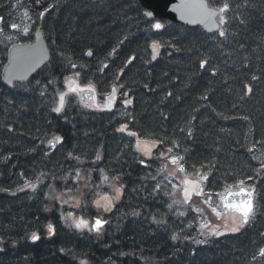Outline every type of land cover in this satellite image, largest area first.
<instances>
[{"label": "trees", "instance_id": "16d2710c", "mask_svg": "<svg viewBox=\"0 0 264 264\" xmlns=\"http://www.w3.org/2000/svg\"><path fill=\"white\" fill-rule=\"evenodd\" d=\"M4 2L0 0V16ZM208 2L214 7L230 5L223 45L218 41L224 38L218 34L178 25H166V34L147 35L143 43L131 23L135 18L139 24L143 21L142 10L132 0H75L76 6L69 2L66 8L53 9L46 27L38 25L51 53V73L26 84L29 95L16 99L0 83V176L8 180L0 185V264H250L257 251L264 249V170L260 173L252 160L256 153L264 156V0ZM140 27L149 32V26ZM150 41L161 47L155 62L150 61ZM89 49L93 55L87 59ZM0 57L3 60L4 54ZM129 57L132 64L128 66ZM104 58L117 64L106 77L94 79L97 89L123 85L120 92L126 91L132 100L130 114L136 125L132 129L146 138L179 142L191 174L207 164L201 169L212 173L206 191H219L225 182L235 184L253 176L246 180L256 186V212L249 224L229 235H201L183 203L179 208L174 205L178 217L171 216L170 195L164 194L168 189L158 193L148 189L158 181V177L152 179L162 160L156 151L155 163L144 168L136 163L129 146L123 149L107 126L112 120L105 113H90L75 104L65 120V115L47 109L42 98H53L45 90L49 81L59 84L69 64L93 66ZM201 60L209 61L204 69L199 67ZM253 75L259 79L253 81ZM245 84L252 87L251 94H244ZM245 116L247 120L242 119ZM56 136L62 137L61 146L49 153L45 142ZM69 153L78 156L89 173L100 174L104 169L111 179L119 176L124 185L119 202L103 216L108 223L102 234H77L61 225L56 207L47 206L42 198L44 189L16 191L21 184L18 173L28 178L46 175L58 185L72 172L67 170L73 167ZM107 190L91 189L88 198ZM47 221L57 229L51 239L42 230ZM33 232L40 237L35 242L30 239ZM174 233L176 240L171 238Z\"/></svg>", "mask_w": 264, "mask_h": 264}, {"label": "rangeland", "instance_id": "374dc122", "mask_svg": "<svg viewBox=\"0 0 264 264\" xmlns=\"http://www.w3.org/2000/svg\"><path fill=\"white\" fill-rule=\"evenodd\" d=\"M67 1H68V3L69 2L71 3V1H72V3L75 2V0H66V2ZM66 2H65V0H40V3L37 4L36 0H5L3 6L1 7L2 8V10H1L2 16H0V17H3L4 21H5L4 31L0 37V54L2 52H5L6 49L8 48V46L13 44V43L32 40V38H31L32 32L34 31V29L36 27H38V24L40 23L39 19H41V18H39V14H38V16L35 17L34 13L40 12L43 8H49V5H52V7L49 8L50 10H53L59 6L64 7L67 5ZM131 4L134 5V3H131ZM25 13H27V15ZM12 23H16L18 25V28L12 29V30L9 29V26ZM155 23L164 24V22H162V21H154L153 24H155ZM25 27H27L29 29V32L27 35H25L23 33V29ZM222 27L225 28L226 24ZM130 29L133 30L132 27H130ZM154 31L155 30H153L152 28H149V32L151 34H153ZM8 37H11V39H8ZM149 51L151 52V54L153 53V54L157 55L161 51V48L154 50L152 48V44H151V47L149 45ZM1 64H2V62H1ZM79 65L83 66L84 64H79ZM68 66H70V68L67 71H65V69H61V71H65L63 73L64 78L61 79L62 82L59 84H55L53 88H49L47 90L49 93H51L53 95V98H49L47 96L46 99H42L43 104L46 105L52 111L55 107H57L59 105V93L62 91H67V89H66V77L76 78L75 73L78 72L77 69L71 68L70 64ZM103 68H109V65H107V67L103 66ZM79 71H80V75L76 79L78 80V82L81 85L88 84L89 82L94 84V86L97 85V83L95 82V80L92 76H89L86 73L81 71V67H79ZM43 73L44 74L47 73V68L43 70ZM116 87H117L116 99H115V103L112 106L111 110H107L104 108V105L106 103V98L111 93L112 87H110V86H106V88H104L103 86H100L101 89H96V93L98 94L96 97V101H94V103H92L91 105H83L82 107H84V109L86 111H89L90 113L99 112V113H105V114L111 115V117H112L111 120L114 119L115 122L114 121L108 122L107 126L110 127L111 130L116 134L117 139L122 144L129 146L130 153L138 165H140L144 168L152 167L153 163H155V160H156L155 151L158 154L157 148L152 149V158H149V157L143 155L141 152H138L136 150V147H135L136 138L135 137H130L126 133H122V132L117 131V129L121 126V124H124V123H127L129 126V129L132 131H134V129H132V127H135L136 125L133 123V117H131L130 111L125 109L126 106L122 102L127 97L123 96V93L120 92V91H122V88L120 86H116ZM22 88L24 89V91H26V86H22ZM9 92H10L9 94L12 95L13 98H15V99L22 96V93L18 90H12ZM28 95H29V92H28ZM76 95L77 94L69 93L68 96L66 97V103H65L64 109L60 113H56L54 111H53V113L54 114H62L63 116L65 115L64 119L67 120L66 119L67 115H72L73 106L75 104L77 105V103H79V98H77L78 95H77V97H76ZM84 97H86V96H83L82 100L84 101V103H87V99H85ZM128 107L131 108L130 105ZM138 136L140 137L141 140H149V141L154 140L152 138H146L145 136H141L140 134H138ZM56 137L51 138L54 142L52 145H50V148H49L50 151L54 150L55 148H59L61 146L62 142H57L55 139ZM51 139H48V140H51ZM62 148H64V147L62 146L61 150H62ZM174 151H176L178 154L185 155V151H183L182 148H179L178 150H174ZM70 157H72V156H70ZM261 157L264 158V156L261 155L260 153H256L252 156V160L259 166V172L260 173L263 172V170L260 171L262 168L261 164L263 163ZM141 159L145 160L147 167L140 163ZM71 161H72L73 167L72 168L69 167L67 170H71L72 172H69L68 176H63V178L58 180V182L60 183L61 186L59 185L58 182H57L58 185L56 184V180L52 179L50 181L49 177L46 175L43 178H28L25 175H23L22 180H19V182L21 184L19 185L18 189H16V191H24L26 189H32L30 187H25V185L29 184V183L35 185L36 186L35 189H44L42 198L45 199L47 206H49V207L53 206L54 209L56 207V212H57L56 217L59 220V223L61 225L67 226V228H69L70 230H72L73 232H75L77 234L83 233V232L91 234V232H89L87 229H82V230L76 229L74 226L75 222L79 218H83L85 220H88L89 223L91 224L92 222H94L93 218L96 216H100L103 219V216H105V214H107L109 211L105 212V211H103V208H97L94 204V201L97 199H100L101 205H104V204H106V201L102 200L101 197L107 195L110 198H114L115 192H114L113 186H119V184L122 183L121 178L119 180H113V179H111L110 175L108 174L109 180L107 182H105L102 179L101 172H100L101 175L100 174H93V172L89 173L88 171L90 169L85 166V163L82 160H80V159L77 160L76 158H73V160H71ZM163 163H165L164 160H161L159 162V165L156 168L154 177L155 178L158 177L157 183H159L161 185V189H168L170 192H172L173 190L171 188V184L169 183V180H171L172 183H177L178 181L183 179V176L181 174L177 173L175 176H169L168 179L166 180L165 177L168 176V173L169 172H176V169L174 166L169 164L167 170L161 172L160 168H161ZM73 171H79L80 172V179L79 180L76 179V173H73ZM189 178H192V177L190 176ZM85 185H87V187H85ZM103 188H107L109 190H107L103 195H99L98 197H96L93 194L92 197L88 198L90 195L89 190H91V189H103ZM60 189H66V190L64 192L61 191L60 192L61 195H59V197H58L55 194L59 193ZM69 189H71V191H69ZM148 189L154 190L155 185H153L152 187L148 185ZM205 190H206V187H205ZM211 190H213V189H211ZM221 190L222 189H220L219 191H221ZM177 193H178L177 196L176 195L170 196V203L172 202L173 199H177L178 197H179V200H181V201L183 200L182 194L180 192H177ZM37 196H35V198ZM121 196H122V194H121ZM77 201H79V206L77 205ZM117 202H119V200L115 201L114 205ZM213 203L214 204L218 203V200L215 196L213 197ZM51 204H53V205H51ZM114 205L112 206V208L114 207ZM184 205L182 206V208L184 210H188L187 213L190 214L192 216V218L194 219V221H196L199 224L198 225L199 228H200V225L202 223L210 222V227H216L223 234H228V235L230 234L229 231H231L232 225L217 226L219 223L222 224L224 217L218 219L211 212V210L207 207V205H204L202 203V198L194 196L192 201L189 204H184ZM179 207L180 206L177 205V208H179ZM23 208L24 207H22V209ZM174 209H175V207L173 205V207L171 209H169V213L171 214L172 217H178V214H177L178 212L175 213L173 211ZM194 209H201L202 212L194 211ZM46 211H47V207L44 206V212H46ZM69 212H71L73 214L72 217H68ZM79 212L81 213V217L78 216ZM90 212H91V214H90ZM86 215H90V216L87 217ZM178 223H179V225L181 224L180 222H178ZM233 226H234V224H233ZM182 228L184 229V226H182ZM42 230L45 234V237L51 239V237L53 235L50 233L49 228H47L46 225L42 226ZM55 230H57L56 227H55ZM201 231H202V229H201ZM203 231L207 232L206 229ZM103 232H104V228L101 230V232L99 234H102ZM204 236L211 238L214 235H204ZM55 238L56 237H54L53 239H55ZM255 262H257V261H255ZM257 264H258V262H257Z\"/></svg>", "mask_w": 264, "mask_h": 264}, {"label": "snow or ice", "instance_id": "6c2138e0", "mask_svg": "<svg viewBox=\"0 0 264 264\" xmlns=\"http://www.w3.org/2000/svg\"><path fill=\"white\" fill-rule=\"evenodd\" d=\"M213 3H215V0H212ZM36 3L39 4L40 0H36ZM52 5H49V8H51ZM49 8H45L43 11L39 13V18H43L45 16V13L49 10ZM195 12L190 14H194L196 17H198L197 20L192 21L193 23H200L205 25L208 32H213L215 29L218 33L219 38H224L218 41L220 45H223L225 40L227 39V30L222 27L227 23V18L225 16V13H228L230 10V5L227 2H224L222 6L217 7H211L208 0H198V2L194 5ZM27 15V13H25ZM152 13L148 12L147 16L151 17ZM4 22V18L0 17V25H2ZM12 29H17L18 25L16 23H12L10 25ZM155 30H160L163 28V25L161 23H155L152 26ZM4 29L0 27V32H3ZM29 32V29L25 27L23 29V33L27 35ZM8 39H11V37H8ZM160 47L159 43H153L152 48L158 49ZM241 48L244 47L243 44L240 45ZM20 55L16 59L15 64L17 67V72L14 74H10L8 79V82L11 84L12 81L15 80H23L26 78L24 75L25 72L34 70V66L39 63L40 53L35 48H28V49H19ZM87 56L91 57L93 55L92 51L89 49L86 53ZM155 54L153 55V59H155ZM209 63L208 60H201L199 67L201 69H204L205 66ZM104 67H107L105 64ZM71 68L76 69V64H71ZM122 71V70H121ZM80 75L79 72L75 73V77L78 78ZM212 75H216V70H212ZM76 78L66 77V89L67 91H62L59 93V105L53 109L54 112L60 113L65 106L66 103V97L69 93L73 94H82L84 92H88L90 94H94L96 92V88L94 84L89 82L88 84L81 85ZM259 77L253 75L252 80H258ZM49 84L52 83V81L48 82ZM122 88L123 85H120ZM246 92L245 95L251 94L253 89L248 84H245ZM116 93H117V87L115 85L112 86L111 93L106 98V103L104 105V108L107 110H111L112 106L115 103L116 99ZM43 95V93H41ZM128 93L124 92L123 96H127ZM170 96L171 93H168ZM95 95H90V100H95ZM202 99H207V96L202 97ZM123 104L125 106L132 103L131 99H124ZM166 118V117H165ZM242 119L247 120L248 117H242ZM118 132L126 133L130 137L136 138V150L138 152H141L143 155L152 158V149L157 148L158 150V158L165 161V163L162 164L160 171H166L168 168V165H172L175 167L176 172H169L168 176L165 177L167 180L169 176H175L177 173L181 174L183 176V179L178 181L177 183H172L171 180H169V183L171 184L172 192L165 191V195L175 196L176 192L179 191L182 194L183 200L179 199H173L171 203L168 204V208L171 209L173 205L178 204H189L193 197H200L202 198V203L204 205H207V207L211 210V212L218 218L223 217H230L233 221L234 226L231 228V231L233 233L240 231V228L244 225H247L250 223V220L252 217H254L256 212V204L254 200V193L255 188L253 187H246V180H253V176H248L246 179H240L236 181L235 184H230L225 182V185L221 191H213L211 189L205 190V185L209 181V176L212 174L211 171H202L201 169L208 168L209 166L207 164L201 165L200 168L195 169V173L191 174L186 171L185 167V157L184 155L178 154L174 150H178L181 145L176 140H172L170 143L167 142L165 139H155V140H141L138 136V133L136 131H132L129 129V126L127 123L121 124V126L117 129ZM183 131V129H181ZM188 138H191L192 132L191 130L187 133ZM57 142H62V137H56L55 138ZM51 143V142H50ZM168 144V146L165 148L163 147L165 144ZM257 143H260L259 141ZM251 151V149H249ZM69 156H72V153H69ZM77 160H79V157H75ZM100 156L97 155L96 160H99ZM95 163V161H93ZM140 163L142 165H145L147 167V164L145 163L144 159L140 160ZM195 168V166H193ZM211 167H216L215 165H212ZM262 168H264V163L261 165ZM100 172L102 174V179L107 182L109 180V177L107 174H104V169H100ZM192 178H189V177ZM76 179H80V172H76ZM113 180H119V176H113ZM155 180V177L152 178ZM25 187H30L33 190H35L36 186L29 183L26 184ZM87 187V185H85ZM115 196L114 198H110L109 196L105 195L101 197L102 200L106 201V204L101 205L100 199H97L94 201V204L97 208H103V211H111L112 206L114 205L115 201L120 200L121 194L123 192L124 185L121 183L119 186H113ZM161 190V185L157 183L155 185V192L158 193ZM71 191V189H69ZM216 197L218 200V203H213V197ZM66 202V201H65ZM77 205L79 206V201H77ZM222 209V210H221ZM194 211L202 212L201 209H194ZM72 213H68V217H72ZM133 215H139V213L134 212ZM180 216H184V212L179 213ZM156 218L153 217V220ZM238 221V222H237ZM108 221L106 219H102L100 216H97L94 219V222L91 224L88 220H85L83 218H79L74 226L76 229H87L89 232H96L100 233L101 230L104 228V225L107 224ZM190 227V225H189ZM200 228L202 229L201 235H214L219 236L223 235L222 232H220L216 227H210V222L202 223L200 225ZM207 230V232L203 230ZM49 231L51 234H54V228L49 225ZM173 240L178 239L177 234H173L171 237ZM187 238V237H185ZM30 239L35 242L40 239L39 235H37L36 232H33L31 234ZM197 243H202V241H197ZM260 254L264 256V249H261ZM81 264H85V262H81Z\"/></svg>", "mask_w": 264, "mask_h": 264}, {"label": "water", "instance_id": "95a60500", "mask_svg": "<svg viewBox=\"0 0 264 264\" xmlns=\"http://www.w3.org/2000/svg\"><path fill=\"white\" fill-rule=\"evenodd\" d=\"M140 6L147 10L144 13V16L149 19H166L170 22L177 23L179 25H184L186 27H200L203 31L208 32L205 25L200 24L198 22L193 23L192 21L197 20L194 14H190V12L194 13L195 8L194 5L198 2V0H137ZM151 12V17L147 16V13ZM216 31L215 29L213 32ZM28 48H35L40 53L39 63L34 66V70L27 71L24 73L26 76L23 80L17 81H24L30 77L33 73H35L49 58V50L45 40L42 38L41 33L39 31L35 32L34 35V42L25 45H12L7 50L6 56V64L2 71L1 78L8 82V77L11 74L9 70L15 73L13 69L17 70L15 61L19 57L20 52L19 49H28ZM15 80V79H14ZM85 96L88 97V102L84 103L81 101L82 104H92L93 100L89 99V96L92 95L88 92H85ZM253 187V186H252ZM255 188V187H254ZM228 217V216H227ZM230 218V217H228ZM238 222V221H237Z\"/></svg>", "mask_w": 264, "mask_h": 264}, {"label": "bare ground", "instance_id": "6f19581e", "mask_svg": "<svg viewBox=\"0 0 264 264\" xmlns=\"http://www.w3.org/2000/svg\"><path fill=\"white\" fill-rule=\"evenodd\" d=\"M133 1V0H132ZM65 2H66V0H65ZM66 3H68V1L66 2ZM71 4H75V3H70L69 5H71ZM68 5V6H69ZM75 6H76V4H75ZM67 7V5L64 7V8H66ZM45 8H43L41 11H43ZM40 11V12H41ZM39 12V13H40ZM53 14V11L52 10H48L46 13H45V16L42 18V19H39L40 20V23L38 24V25H40V26H43V27H46L45 26V24H47V20L48 19H50V17H51V15ZM225 16H226V13H225ZM142 18H143V21H141V23L139 24V21L135 18V19H133L132 20V23H133V25L135 26V28L137 29V31H138V39H140V41L141 42H143V43H146L147 42V35L148 36H150L151 35V37L152 38H154V37H160V36H162L163 34H166V31H165V29H164V27L166 26V25H177L176 23H173V22H169L168 20H162V22H164V24H162L163 25V28L162 29H160V30H155L152 26H153V21H150V19L148 18H146L145 16H144V12L142 11ZM227 18V17H226ZM51 20V19H50ZM145 21V22H144ZM149 24H147V23ZM4 26H5V21L3 22V24L2 25H0V27H2V28H4ZM140 26H149V28H152L153 30H155L154 31V33L153 34H151L150 32H147V31H142V29H141V27ZM179 26V25H178ZM181 26V25H180ZM181 27H186V26H181ZM187 28H194V27H187ZM196 28H199L202 32H204V33H208V32H205V31H203L200 27H196ZM177 32H174V34H176ZM174 34H172L173 35V39L175 40V41H179L178 40V38L174 35ZM208 34H212V33H208ZM213 34H216V33H213ZM1 37V36H0ZM155 42V41H154ZM155 43H158V42H155ZM151 47V46H150ZM147 48H148V51H149V44L147 45ZM159 48H161V47H159ZM88 51V50H87ZM7 52V49H6V51L5 52H2L4 55H5V53ZM87 53V52H86ZM149 53H150V61L151 62H155V60L157 59L158 60V55L159 54H157V55H155V59H153V53L151 54V52L149 51ZM85 57L87 58V59H89L90 57L89 56H87L86 54H85ZM50 60H51V53H50ZM156 60V61H157ZM96 61V60H95ZM105 63H107L106 65H109V68H103V66L105 65ZM117 63L114 61V62H112V63H109V62H107V59L106 58H104L102 61H96L94 64H92L93 66H88V65H83L82 67H81V71L82 72H84V73H86L87 75H89V76H92L94 79H100V78H102V77H106V75H109L110 73H111V71H112V68L111 67H113L114 65H116ZM126 64L129 66V65H131L132 64V59H131V57H129L127 60H126ZM0 65H1V57H0ZM77 69V71L80 73V71H79V68L77 67L76 68ZM47 72L48 73H51V71H50V67H48L47 68ZM45 76V74L42 72L41 74H39V75H37L36 77H35V79L34 80H36L38 77L40 78V77H42V76ZM118 76H120V73L118 74ZM38 84L39 83H35V84H33V86L35 87V88H39V86H38ZM49 88H52V87H48L47 89H45V90H48ZM19 90H21L23 93H22V96H24V95H28L27 94V92L26 91H24V89L23 88H21V89H19ZM124 92H126V91H124ZM46 97L47 96H45V97H43L42 99H46ZM127 97H128V95H127ZM129 98V97H128ZM81 100H82V98H80ZM83 101V100H82ZM87 102H88V100H87ZM83 105H88V104H82L81 103V101L79 100V103H77V105H75V106H78V107H80V108H82V109H84V107H82ZM47 109H49L48 107H47ZM125 109L126 110H128V111H130V108L129 107H125ZM50 110V109H49ZM50 112L53 114V111L52 110H50ZM39 114H40V112H39ZM107 116H109L110 117V119L112 118L111 117V115H109V114H106ZM41 118L43 119V121L46 119V117L45 116H41ZM112 121H114V119H112ZM115 122V121H114ZM123 146V149L125 148V145L124 144H122ZM64 153H62V155L60 156V158H63L64 157ZM18 180H22V177L19 175V173H18ZM8 183V180H6V179H4L3 177H1L0 176V185H5V184H7ZM78 216L79 217H81V213L79 212L78 213ZM48 224H52V222L51 221H47L46 222V224L45 225H48ZM220 225H224V226H227V225H232V227H233V221H231V220H226V221H222V224H218L217 226H220ZM244 226H246V225H244ZM229 233H231V234H233V232L232 231H229ZM260 251H261V249H259V251H257V254L255 255V257H254V259L251 261V262H249L250 264H254L255 263V261H257V262H259V263H261V264H264V256H262L261 254H260ZM254 256V255H253Z\"/></svg>", "mask_w": 264, "mask_h": 264}]
</instances>
